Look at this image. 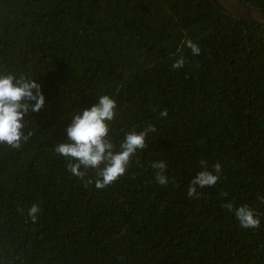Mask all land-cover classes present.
Here are the masks:
<instances>
[{
  "label": "trees",
  "instance_id": "obj_1",
  "mask_svg": "<svg viewBox=\"0 0 264 264\" xmlns=\"http://www.w3.org/2000/svg\"><path fill=\"white\" fill-rule=\"evenodd\" d=\"M0 72L37 79L46 97L29 140L0 146V264H264V28L211 0H0ZM101 93L119 106L117 150L126 131H154L98 190L95 170L71 175L54 148ZM215 165L219 181L189 197ZM230 201L259 226L242 228Z\"/></svg>",
  "mask_w": 264,
  "mask_h": 264
},
{
  "label": "clouds",
  "instance_id": "obj_2",
  "mask_svg": "<svg viewBox=\"0 0 264 264\" xmlns=\"http://www.w3.org/2000/svg\"><path fill=\"white\" fill-rule=\"evenodd\" d=\"M182 45L190 48L193 55L200 52L198 44L190 39L185 38ZM183 63L182 56H179L172 67L178 69ZM45 104L46 97L37 79L26 74L0 72V146L19 149L26 143L32 135L31 132L25 134L27 117L30 113L40 112ZM118 107L113 95L97 94L95 104L72 113L71 124L66 129L67 141L54 148L55 153L67 162L71 175L83 178L89 169L95 170L97 178L94 186L98 190L112 185L126 174L132 157L138 149L145 147L148 132L154 131L151 126L141 131H126L117 150L110 139L109 129L118 115ZM152 167L157 170L155 182L161 186L166 185V165L157 162ZM214 167L215 174L207 169L198 173L187 188L189 197L197 195V185L203 188L214 186L219 181L220 166ZM260 199L264 202V197ZM224 207L242 228L254 229L261 222L258 214L246 203L236 206L230 201ZM39 213L38 204H32L27 210V215L33 222L37 220Z\"/></svg>",
  "mask_w": 264,
  "mask_h": 264
},
{
  "label": "water",
  "instance_id": "obj_3",
  "mask_svg": "<svg viewBox=\"0 0 264 264\" xmlns=\"http://www.w3.org/2000/svg\"><path fill=\"white\" fill-rule=\"evenodd\" d=\"M222 12L264 28V11L241 0H211Z\"/></svg>",
  "mask_w": 264,
  "mask_h": 264
}]
</instances>
